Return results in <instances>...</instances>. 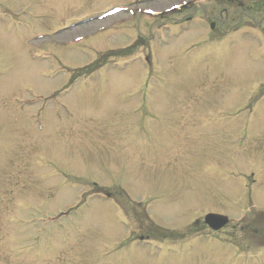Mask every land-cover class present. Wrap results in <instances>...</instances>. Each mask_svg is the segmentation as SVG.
I'll return each instance as SVG.
<instances>
[{
  "label": "rangeland",
  "instance_id": "obj_1",
  "mask_svg": "<svg viewBox=\"0 0 264 264\" xmlns=\"http://www.w3.org/2000/svg\"><path fill=\"white\" fill-rule=\"evenodd\" d=\"M124 1L0 0V19L5 21L0 22L5 23L0 26V264L8 260L14 264H264L263 248L262 253L251 256L238 253L230 243L210 240V236H191L182 242L161 240L140 252L119 251L123 234L114 220V210L107 204L91 205L53 221L45 219L44 213L67 208L75 200L72 193L77 180L86 178L80 172L111 178L113 172L105 171L119 173L122 168L129 188L177 196L176 203H169L165 196L157 206L153 203L151 213L157 223L179 226L181 220L201 212L198 210L211 209L232 214L235 228H228L224 234L244 235L247 243H264L248 225L253 215L247 216L246 223L240 217L253 207L264 210V106L249 111L251 79L258 69L250 64L257 63L250 56L243 57V47L224 52V47L212 40L183 36L155 52V60L162 64L159 75H155L159 77L143 82L149 91L159 93L153 105L157 109L153 123L163 145L169 132L176 142L184 132L192 136L191 171H181L178 159L164 170L154 168L149 163L153 145L147 139L139 151L140 161L134 160L138 157L134 148L115 153L104 141L110 135L99 127L104 119L112 117L121 126L128 121V90H135L133 84L141 81L130 75H138V67L143 69L145 64L136 63L137 57L132 58V66L130 63L112 74L114 69L105 67L111 75L103 72L107 76L104 81L95 72L97 78L83 80L88 81L86 87L74 85L62 94L57 99L68 100V111L53 109L51 97L43 101L44 96L66 84L72 69L92 61L95 48H119L128 43L129 29L108 31L127 15L94 18ZM169 3L158 0L144 6L162 9ZM14 12H20L15 19L11 15ZM11 21L14 24L8 23ZM134 24L139 28L134 26L133 39L145 31L141 23ZM53 26L60 29L58 33L50 31ZM106 27V36L103 32L92 34ZM185 28L192 30L193 26L187 24ZM90 34L81 42L82 49L68 45ZM94 37L102 42H92ZM34 97L35 104H29ZM40 108L44 112H38ZM120 143L126 145L125 140ZM23 156L43 162H24ZM47 161L51 167H43ZM52 169L67 173L69 184L56 195L61 178H48ZM30 205L34 206L32 213L23 212ZM15 210L32 227L31 238L22 246L3 241L4 236L11 235V226L2 221L11 219ZM18 225L12 223L16 234H26L23 228L16 230ZM262 227L264 231V222ZM242 245L252 250L250 243ZM6 247L12 256L2 252Z\"/></svg>",
  "mask_w": 264,
  "mask_h": 264
}]
</instances>
